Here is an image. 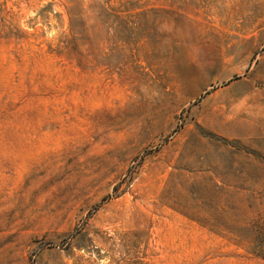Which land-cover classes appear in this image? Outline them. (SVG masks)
Here are the masks:
<instances>
[{
    "label": "rangeland",
    "instance_id": "rangeland-1",
    "mask_svg": "<svg viewBox=\"0 0 264 264\" xmlns=\"http://www.w3.org/2000/svg\"><path fill=\"white\" fill-rule=\"evenodd\" d=\"M0 264H264V0H0Z\"/></svg>",
    "mask_w": 264,
    "mask_h": 264
}]
</instances>
